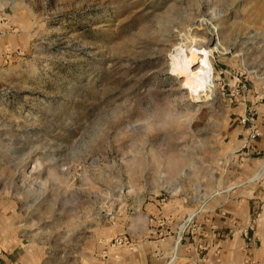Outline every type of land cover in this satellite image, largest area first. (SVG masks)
Here are the masks:
<instances>
[{
	"label": "rangeland",
	"instance_id": "rangeland-1",
	"mask_svg": "<svg viewBox=\"0 0 264 264\" xmlns=\"http://www.w3.org/2000/svg\"><path fill=\"white\" fill-rule=\"evenodd\" d=\"M260 104L264 0H0V224L48 264L195 224Z\"/></svg>",
	"mask_w": 264,
	"mask_h": 264
},
{
	"label": "crops",
	"instance_id": "crops-1",
	"mask_svg": "<svg viewBox=\"0 0 264 264\" xmlns=\"http://www.w3.org/2000/svg\"><path fill=\"white\" fill-rule=\"evenodd\" d=\"M257 109L231 132L240 170L196 213L195 224H173L166 235L154 229L104 254L86 247L70 264H264V104ZM0 264L48 263L39 245L0 224Z\"/></svg>",
	"mask_w": 264,
	"mask_h": 264
},
{
	"label": "bare ground",
	"instance_id": "bare-ground-1",
	"mask_svg": "<svg viewBox=\"0 0 264 264\" xmlns=\"http://www.w3.org/2000/svg\"><path fill=\"white\" fill-rule=\"evenodd\" d=\"M175 53V67L177 70H188L191 69V64L189 59L191 58L185 54L182 50L177 49ZM200 66L198 68L197 73H195L191 80L189 81L190 87H193L198 84H202L207 76L210 74V70L212 69L211 64L208 60L207 53L200 55V59L198 60Z\"/></svg>",
	"mask_w": 264,
	"mask_h": 264
},
{
	"label": "built area",
	"instance_id": "built-area-1",
	"mask_svg": "<svg viewBox=\"0 0 264 264\" xmlns=\"http://www.w3.org/2000/svg\"><path fill=\"white\" fill-rule=\"evenodd\" d=\"M241 121L242 122H246V121H249V119H247L246 117H244V119H241ZM256 131H257L256 129H253V131L250 134V138H253L255 136V134L257 133Z\"/></svg>",
	"mask_w": 264,
	"mask_h": 264
}]
</instances>
